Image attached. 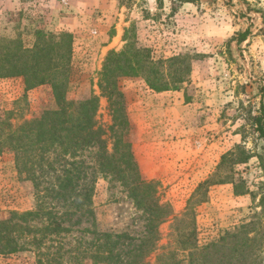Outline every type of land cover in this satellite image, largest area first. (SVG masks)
<instances>
[{
    "label": "rangeland",
    "instance_id": "rangeland-1",
    "mask_svg": "<svg viewBox=\"0 0 264 264\" xmlns=\"http://www.w3.org/2000/svg\"><path fill=\"white\" fill-rule=\"evenodd\" d=\"M49 2L0 0V37H20L31 47L37 29L71 33L66 99L95 97L94 121L103 131L106 153L114 154L119 139L114 159L129 151L138 170L136 175L123 171L124 177L115 175L110 164L102 169L94 144L72 154L53 148L20 174L14 151L1 146L0 219L38 209L40 215L26 219V226L38 230L25 231L23 249L0 256V264H94L88 254L102 233L125 234L138 243L148 219L129 186L139 178L154 185L153 199L169 210L157 226L154 250L145 257L150 264H163L166 258L158 261V254L178 247L176 230L186 224L174 219L186 211L194 213L198 246L256 215L264 224L259 204L264 139L254 122L262 106L264 113V0H104L102 7L96 0H68L67 5L54 0L65 9H78V23L26 33L22 19L30 15L31 21H43ZM246 30L245 40L238 42ZM137 48L166 75L169 89L154 91L141 75L118 78L121 118L116 119L98 86L100 73L111 51L130 54ZM180 69L182 81L173 86L178 77L171 80V74ZM24 87L22 77L0 78L4 132L57 108L50 85ZM122 119L125 124L118 125ZM222 154L231 155V161L219 171L246 193L235 194L234 184L211 177ZM207 178L213 182L201 187L204 198L199 201L195 192ZM177 254L185 256L180 250Z\"/></svg>",
    "mask_w": 264,
    "mask_h": 264
},
{
    "label": "trees",
    "instance_id": "trees-1",
    "mask_svg": "<svg viewBox=\"0 0 264 264\" xmlns=\"http://www.w3.org/2000/svg\"><path fill=\"white\" fill-rule=\"evenodd\" d=\"M198 0H171V2L195 3ZM248 30L239 35L238 42L245 40ZM143 50L137 48L127 54L125 51H111L103 64L100 73L98 86L102 93L113 105V113L121 118L119 111V96L117 91L118 78L125 76L141 75L146 79L148 86L154 91L169 89L166 75L159 72ZM73 53V35L69 32L58 34L47 32L41 29L34 31V41L31 47H25L20 37H0V78L22 77L24 89L29 90L41 85H50L57 102L54 110H45L38 118L24 120L15 128H8L7 132L0 128V147L8 146L14 151L15 166L18 173L27 172L28 163L31 166L38 165L44 155L53 148H58L63 154H72L78 149L90 145H97L100 164L102 169L108 170L105 165H112L110 170L119 176H124L123 171H130L137 174V167L132 160L131 153H120V158L114 159L118 149V140L114 143V154L106 153L103 131L96 126L94 113L96 112V98L89 97L81 101L66 99V92L70 76V62ZM129 55V56H128ZM172 58L170 61H176ZM181 69L171 74V80L176 79L180 83ZM172 86V87H173ZM263 106L261 114L254 118L256 130L264 139V113ZM124 119L118 121V125ZM222 154L216 167L218 175L217 183L230 182L234 184V193H246V190L239 188L234 178L228 174L223 175L219 171L225 162L230 163L231 155ZM122 162L124 167L119 168L118 163ZM113 163V164H112ZM218 173V174H217ZM125 177V176H124ZM140 179V178H139ZM135 181L129 186L130 195L138 208L147 213L146 235L134 244L132 238L125 234L102 233L92 242V251L89 252L90 259L94 264H150L145 257L154 250L157 238V226L169 214L166 205L158 204L153 199L154 185L144 181ZM213 180L207 178L198 185L195 195L202 201L204 198L202 186H207ZM67 186V182L62 186ZM264 186V185H263ZM259 204L264 214V192L261 194ZM39 209L34 212L16 213L12 212L7 218L0 219V256L17 252L23 249L20 241L26 230L37 231L38 228L26 226V219L37 218ZM194 213L186 211L181 217L174 221L186 224L182 230L177 231L178 247L167 251L165 254H158L157 259L162 257L166 260L163 264H264V224L256 215L250 221L235 226L232 230L225 231L216 240L210 241L202 246L195 242ZM177 228V224H176ZM47 226L44 230H48ZM42 235L41 238L44 237ZM177 250L185 253L179 256Z\"/></svg>",
    "mask_w": 264,
    "mask_h": 264
},
{
    "label": "crops",
    "instance_id": "crops-1",
    "mask_svg": "<svg viewBox=\"0 0 264 264\" xmlns=\"http://www.w3.org/2000/svg\"><path fill=\"white\" fill-rule=\"evenodd\" d=\"M99 1V6L104 5V0H96ZM98 2V3H99ZM29 12H31V9H29ZM48 12V13H47ZM46 16L43 17V21H31L30 15L29 18L26 16L25 19H22L26 22V26H22L21 28L25 30V32H32L34 29L39 27H45L47 29H58V28H70L73 27L78 23V20L80 17L77 15L79 13L78 9L68 10L61 5H58L54 2V0H50L49 7H47L46 11H44ZM7 29V28H6ZM2 30V29H0Z\"/></svg>",
    "mask_w": 264,
    "mask_h": 264
},
{
    "label": "built area",
    "instance_id": "built-area-1",
    "mask_svg": "<svg viewBox=\"0 0 264 264\" xmlns=\"http://www.w3.org/2000/svg\"><path fill=\"white\" fill-rule=\"evenodd\" d=\"M63 5H67L68 4V0H61Z\"/></svg>",
    "mask_w": 264,
    "mask_h": 264
}]
</instances>
